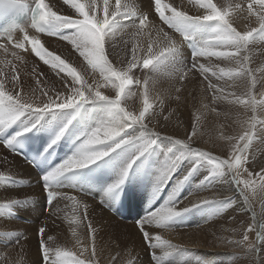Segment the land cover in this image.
I'll return each instance as SVG.
<instances>
[{
    "label": "snow or ice",
    "instance_id": "1",
    "mask_svg": "<svg viewBox=\"0 0 264 264\" xmlns=\"http://www.w3.org/2000/svg\"><path fill=\"white\" fill-rule=\"evenodd\" d=\"M63 3L70 10H75L74 15H61L53 11L45 0H0V15L22 11L29 20L31 29L68 42L91 69L90 82L60 56L45 49L37 35L29 34L28 26L13 24L5 33L6 42L0 43V51L8 53V46L11 45L13 58L23 61L24 57L15 50L26 52L30 45L32 53L50 65L52 70H58L57 75L63 72L66 76L60 77L64 89L58 91L40 87L46 82L39 79L43 74L38 73L35 67L32 69L33 75L37 77L36 84L41 96L47 97L45 101L39 97L33 98L37 89H33L31 94L25 93L15 64L11 61L3 62L10 65L11 75L8 77L0 69V133L18 122L23 127L0 139V143L11 152L19 154L17 146L20 137L38 126L43 128L41 120L45 116L55 117L70 110V119L51 130L55 134L45 152L66 136L72 140L73 152L45 172L40 179L49 203L57 197L71 200L74 202V212L79 207V202L75 197L58 191L64 187L59 181L67 174H78L90 169L96 174L95 179L99 183L105 184V181L111 180L103 187L104 196L101 201L109 203L108 197L118 195L130 178L141 173L150 175L149 170L153 167V196L159 194L180 173L164 204L146 211L136 221L149 248L166 246L160 255H156L154 251L152 253L154 264H165L167 257L183 254L185 250L163 240L160 235H150L145 229L146 225L154 224L167 229L180 222L193 209L213 206L216 210L214 214H217L232 203L231 198L203 199L191 207L178 209L176 205L180 191L193 177H201L198 184L204 186L230 176L245 202L248 201L249 189L253 192L257 188L264 190V168L253 174L245 167L249 163L248 150L255 137L256 125H264V120H259L256 116L257 108L264 109V92L257 100L252 90L258 81L253 70L247 66L249 56L246 54L250 45L264 41V0H241L234 4L232 0H226L225 4H218L214 0H188L192 9L196 10L193 14H189L190 10L184 8L182 0L180 6L165 0H148L147 11L137 0H114V3L110 0H89L87 4L81 0H63ZM152 14L157 15L174 34H178L179 39L163 28L156 27L150 19ZM238 20L243 24L242 28L237 24ZM16 32H20L22 38H17L14 35ZM124 36L128 39H123ZM118 37L122 40L125 51V58L118 62L119 66L109 59V49L115 47ZM185 47L191 49L190 66L184 58ZM202 57L234 61L237 66H206L199 63ZM136 71H140L142 75L137 77ZM193 71L199 72L209 81L208 88L213 91L214 100H227L228 96L224 95L225 89L222 86L211 82L209 73L218 81L225 78L233 81L248 79L249 88L245 94H229L234 97L230 103L243 105L253 115L246 121L248 128L241 135L226 137L228 140H236L231 145L228 159L192 147L191 140L196 135L195 124L187 140L164 137L170 143L163 147L161 134L149 127L158 116L155 104L150 102L149 82L152 77L170 73L183 81ZM6 82L10 84L11 90H5ZM133 87L141 89L142 107L138 112L130 111L124 105L128 97L135 95ZM109 88L115 91V96L106 95L101 90ZM50 92L54 95H50ZM168 118L164 117L165 120ZM152 157H156L154 165ZM30 163L34 164V161ZM202 170L207 174H203ZM244 173L247 174V179L243 178ZM2 179L5 177L0 176V180ZM11 182L18 183L14 180ZM25 203L27 201L13 200L0 204V214H11L15 206ZM75 222L74 220L73 223ZM257 227L260 229L257 231V240L264 241V223L258 226L254 223L249 225L242 242H247V232L255 231ZM88 228L93 239L92 259L80 258L88 251L87 248L81 250L80 256L59 248L53 251L47 245L45 228H40L38 234L43 264H96L95 229L91 223ZM73 234L75 235V229ZM51 239L52 237H47V240ZM248 250L254 251L255 245L249 243ZM62 257H71V260L61 259Z\"/></svg>",
    "mask_w": 264,
    "mask_h": 264
},
{
    "label": "bare ground",
    "instance_id": "2",
    "mask_svg": "<svg viewBox=\"0 0 264 264\" xmlns=\"http://www.w3.org/2000/svg\"><path fill=\"white\" fill-rule=\"evenodd\" d=\"M46 3L52 6L53 11H57L61 15H74L75 10L69 8L68 5L63 3V0H45ZM87 4L89 0H81ZM114 3V0H110ZM123 2V0H122ZM167 3H174L176 6L181 5V0H165ZM218 4H225L226 0H214ZM241 0H232V3H238ZM138 4H141L144 10H148V0H137ZM185 9L190 10L189 14H193L196 10L192 9V6L188 3V0H182ZM150 19L154 25L158 28L170 29L165 26L164 23L159 20L155 14L150 15ZM237 24L243 27V24L238 20ZM29 34H35L41 39V43L45 49L52 52L55 55L60 56L70 66L77 69V72L85 78H88L91 82V69L88 68L83 57L73 49L72 45L64 40H60L57 37L46 34H41L33 29H29ZM17 38H22V35L18 34ZM123 39H128L124 36ZM65 42V44H63ZM8 53L0 51V69L10 77L11 67L8 64L3 63L9 61L15 64L17 72L20 78V84L25 93H32L35 91L34 97H39L42 100H47V97H42L38 86L36 84L37 77L33 75L32 69L35 67L38 73H42L39 79L45 83H42L40 87L54 88L58 91H63L64 83L61 81V76H66V73L61 72L57 75L58 70H52L50 65L45 64L38 56L31 52V46H28V51L21 52L15 50L24 57L23 61H19L20 66L11 55L13 51L12 46L9 45ZM122 40L118 37L114 48L109 49V59L114 64L119 66V61L125 58V51ZM260 51L264 52V44L260 47ZM191 52V49H189ZM261 52V53H262ZM258 54L261 60L262 54ZM261 55V56H260ZM264 57V56H262ZM135 75L140 77L142 74L140 71H136ZM171 75V74H170ZM161 77L163 74H157L152 77L149 82L150 102L155 104V111L158 113L156 119L152 121L149 127L153 131H157L161 134V140L164 137H172L175 130L169 128V123L173 120L183 117L184 113H190V108L194 106L196 101L192 97L179 98L173 95H163L161 88ZM96 78L99 79L98 74ZM70 81V77L68 78ZM5 90H11L10 84L5 83ZM106 95L110 94L115 96V91L112 89H101ZM132 91L135 95L128 97L124 101V105L130 111L138 112L142 107L141 89L133 87ZM50 95H54L50 92ZM154 95V96H153ZM179 102V105L177 104ZM195 103H194V102ZM205 110V105L199 101ZM178 105V111H171ZM197 105V104H196ZM200 106V105H199ZM207 111V109H206ZM170 112H172L170 114ZM204 113V112H203ZM169 117L165 120L164 117ZM68 119H70V110H66L64 113H59L53 117L51 115L45 116L41 120V126H38L35 130L43 131L49 139L55 134L51 130L57 126H62ZM208 113L205 112L198 121V126L201 130H207ZM26 123V121H25ZM75 123V122H74ZM23 127V124L18 122L16 125L8 128V130L19 131ZM166 130V132L164 131ZM4 133H0L4 136ZM6 138V137H5ZM187 138V136H185ZM166 140V139H165ZM65 145L69 148L72 146V140L69 137L65 138ZM72 154V153H71ZM155 159H151L152 164H155ZM186 163V162H185ZM88 171L83 178H79L78 175H82L83 172ZM78 174H72L68 180L60 183L64 187L58 191L66 193L68 196L75 197V200L79 202V207L73 211L74 202L65 198L57 197L52 201L50 207L46 204V193L41 183L40 176L35 169L26 163L19 156L11 153L0 143V176L5 179L0 180V204L7 203L13 200L27 201L22 205H17L12 209L11 214H0V264H26V261L30 259H38L32 264H43L42 253L40 251V237L39 229L45 228V239L47 245L53 249L57 248L70 251L80 256L81 250L87 248L88 251L80 256L82 259H92L91 251L93 247V239L89 233L88 224L91 223L94 233V246L96 251L95 261L96 264H130L131 247L130 243L123 241L120 244L113 245L111 236L113 235L114 228L117 230L124 229L126 225L122 220L133 219L135 222L145 215V211L154 210L164 204L170 193L169 186L175 182L176 177H173L172 181L163 188V190L153 196V178L155 176L154 167L149 171L151 174L141 173L134 178H130L124 185L128 189L129 197V214L122 220L119 216L112 214L108 211L104 204H116L118 195L108 197L109 203H100V199H103V187L110 183L111 180L105 181V184L99 183L95 179V173L90 169H86ZM179 176V173H177ZM17 181L18 183H12L11 181ZM78 186L76 192L75 187ZM123 186V187H124ZM201 194H185L180 202L177 203L178 209L185 207H191V205L198 203L203 199H218L224 200L226 198H239L240 193L237 188L230 191L228 194L215 195L213 192L216 190V184L207 183L204 186L198 185L197 187ZM84 191V193H81ZM218 191V189L216 190ZM242 204L241 201L238 202ZM85 206L87 217L85 218ZM238 207V205H234ZM213 206H204L201 208L193 209L187 213L180 222L170 226L169 228H159L156 225H146L145 229L149 231L150 235L156 232L155 235H160L163 240L170 241L174 245L180 246L182 249H188L187 252L196 251L197 256H193L197 260H202L205 264H212L213 257L220 255L223 263L227 262V258L237 255V244L233 240H229L227 237L226 228L221 229V224L215 228L217 235L213 236L211 229V219L213 217ZM215 209V208H214ZM255 212V213H254ZM222 218H225L226 211L221 212ZM232 213L228 211V214ZM251 214L256 218V211L251 209ZM76 221L73 223V221ZM75 229V235L73 234ZM199 229V230H198ZM176 232V235L172 233ZM107 238L102 240L100 236ZM153 235V236H155ZM20 237V245L10 243L16 238ZM47 237H52L51 240H47ZM248 243H254V233L249 232ZM215 238L216 240H213ZM235 240V238H234ZM79 241V242H78ZM166 247L161 245L156 249H151L147 246L145 241L143 242V250L150 253V250L155 252L156 255H160L162 249ZM252 252V251H251ZM256 253V248L252 252ZM178 254L167 257L166 262L168 264H176ZM113 257H116L113 260ZM199 257L201 259H199ZM237 258V257H235ZM61 259L71 260V257H62ZM193 260L189 264H193ZM216 260V259H215ZM230 260V258H229ZM237 260V259H236ZM216 262V261H215ZM220 262V264H222ZM217 263V262H216ZM215 264V263H214ZM227 264V263H226Z\"/></svg>",
    "mask_w": 264,
    "mask_h": 264
},
{
    "label": "rangeland",
    "instance_id": "3",
    "mask_svg": "<svg viewBox=\"0 0 264 264\" xmlns=\"http://www.w3.org/2000/svg\"><path fill=\"white\" fill-rule=\"evenodd\" d=\"M163 30L169 32V34H174L172 29ZM174 35L177 39H179L178 34ZM63 44H65V42ZM263 44L264 41H257L255 44L250 45L249 51L246 53L249 56V62L247 66L253 70V73L258 81L255 89L252 90L257 100L261 98L260 94L264 92V57H262L264 56L262 55L264 52L260 51V47ZM183 51L184 58L186 62H189L190 66L191 52L187 47H185ZM259 53H261L262 56H260L263 60H261L258 56ZM16 62L20 66L21 63L19 61ZM199 63L213 67L216 65H219L220 67L237 66L234 61L217 59L216 57H202L199 59ZM162 74L163 76H168V78L161 77L160 90H162L163 95H173L179 98L192 97L194 101L197 100V103L193 101L195 104L190 108V113H184L183 117H179L169 123V128L175 130L172 134V137L176 139L187 140L188 135L193 131V126L195 124L196 135L193 136L191 140L192 147L210 152L222 159H228L231 154V145L234 144L236 140H228L226 137H238L241 135L248 128V123H246V121H248L253 115L252 111L248 108H245L243 105L230 103L229 101L234 100V97L229 94L235 93L237 96L245 94L249 88L248 79L243 78L233 81L225 78L224 80L218 81L215 77L211 76V73H209L208 76L211 82L222 86L225 89L224 95L228 96L227 100H214L213 91L208 88L209 81L205 80L204 77L199 74V72L193 71L192 73H189L187 78L183 81L179 80L175 74ZM177 89L180 91L177 92ZM199 101L205 105V110H203V106L199 103ZM179 102L180 101L177 103L178 105ZM178 105L171 111L173 112L176 110L179 112ZM172 112H170V114ZM203 112L208 113L206 131L201 130L198 126V121L204 114ZM256 116L259 120H264V109L257 108ZM164 131L166 132V130ZM254 131L255 137L248 150L249 163L245 165V167H247L250 172H253V174L260 171L261 168H264V125L257 123ZM185 136H187V138H185ZM169 143V140L163 139L161 146L163 147ZM152 158L156 160V157ZM186 163L188 162L186 161ZM202 172L203 174H207L204 170H202ZM176 176H178V174H176ZM200 178L201 177H193L191 182L186 184L181 189L177 198L179 202L185 194H201L197 188L199 185L198 180ZM243 178H248L246 173L243 174ZM210 183L216 184V190L218 189V191L215 190L213 192L215 195L228 194L230 191L237 188V186L232 183L230 176L226 177L224 180H217ZM173 184L174 182L169 186L170 192L172 190ZM75 190L76 192L78 191L77 188ZM81 193L84 192L81 191ZM247 195V202H245L243 197L240 195V197L237 199L231 198L232 203L219 213L214 214L216 210L214 208L212 209L213 217L211 219V229L213 236L217 235L215 228L221 224V229L223 227L226 228L228 239L235 241L237 244V249H234V251H237V255H235L237 258L232 255L229 257L230 260L227 258V262L225 261V263H223L224 261L221 259L222 257L218 255V257H213L212 264H220L222 261V264H264V241L257 240V231H260L259 227H257L255 231H250L251 233H254L255 242L253 244L256 248L255 254L252 253L253 251L251 252L248 250V241L242 242L243 236L249 225H253L255 223L258 226L259 224L264 223V190L257 188L255 192H253L251 189H249ZM239 201L242 202L241 205L238 204ZM234 205H238V207L235 208ZM251 209H254L257 213L255 219L251 214ZM223 211H226L225 218H222L221 212ZM228 211L232 213L228 214ZM122 221L126 227L120 230H117L116 227H113L114 232L111 236L112 244H120L123 241L130 243V264H154L152 259L153 252L151 250L150 253L146 252L142 248L144 239L142 233L138 229L136 222L131 218H129V220L125 221L124 219ZM155 234L156 232L152 233V235ZM247 234H249V232H247ZM172 235H176V232L172 233ZM100 238L102 240L107 239L102 235ZM21 240L22 238L16 237L10 244L13 245L18 243V245H20ZM213 240L216 239L213 238ZM184 250L185 251L183 254H178L177 258L179 260L176 261V264H189L190 261L193 260L192 257L197 256L196 251L192 250V252H187L188 249L186 248H184ZM199 259L201 258L199 257ZM37 260L38 259H30L26 261V264H32ZM202 260H197L195 258L193 260V264H205ZM41 261L43 263V260ZM165 264L168 263L165 261Z\"/></svg>",
    "mask_w": 264,
    "mask_h": 264
}]
</instances>
